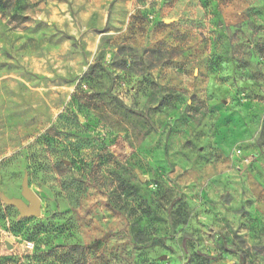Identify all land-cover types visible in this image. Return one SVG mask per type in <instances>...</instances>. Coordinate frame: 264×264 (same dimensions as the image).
Segmentation results:
<instances>
[{
	"label": "rangeland",
	"instance_id": "374dc122",
	"mask_svg": "<svg viewBox=\"0 0 264 264\" xmlns=\"http://www.w3.org/2000/svg\"><path fill=\"white\" fill-rule=\"evenodd\" d=\"M0 264H264V0H0Z\"/></svg>",
	"mask_w": 264,
	"mask_h": 264
},
{
	"label": "water",
	"instance_id": "95a60500",
	"mask_svg": "<svg viewBox=\"0 0 264 264\" xmlns=\"http://www.w3.org/2000/svg\"><path fill=\"white\" fill-rule=\"evenodd\" d=\"M22 195L29 202V206L21 200H8L7 203L16 207L20 211L22 217L39 216L41 213V200L29 189L27 180L23 182Z\"/></svg>",
	"mask_w": 264,
	"mask_h": 264
}]
</instances>
